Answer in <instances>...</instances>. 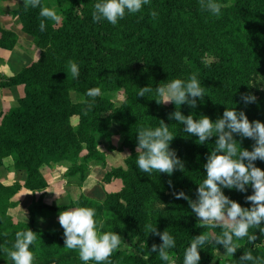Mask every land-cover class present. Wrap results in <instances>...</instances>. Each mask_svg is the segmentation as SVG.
Instances as JSON below:
<instances>
[{
    "label": "trees",
    "instance_id": "trees-1",
    "mask_svg": "<svg viewBox=\"0 0 264 264\" xmlns=\"http://www.w3.org/2000/svg\"><path fill=\"white\" fill-rule=\"evenodd\" d=\"M217 0L222 5L217 17L202 11L199 0H150L136 14L126 13L114 26L107 20L95 22L92 18L98 0H66L61 6V22L45 20L46 29L39 28L40 8L25 10L23 3L14 10L36 45L41 57L17 75L2 80L3 85L25 84L26 93L17 108L0 114V167L12 156L18 170L24 172V186L42 191L47 185L45 171L54 162L71 160L69 174L80 172L85 178L91 163L106 161V152L99 148L100 139L112 143V124L120 126L122 146L129 149L126 166L108 171L105 180L121 178L120 191L106 194L103 201L81 196L67 205H52L40 198L30 207L28 221L15 219L9 213L12 197L21 184L5 185L0 182V264H13L3 251L11 249L17 231L31 229L37 240L31 246L35 264H84L78 250L64 246V231L55 228L40 229L37 215L53 214L68 208L83 206L96 210L97 219H105L103 231L117 232L121 245L110 257L111 264H168L151 251L153 243H162L159 236L148 233L146 224L159 232H168L175 240L169 249L175 264H183L186 249L194 237L202 233L221 234L222 228L198 227L188 201L176 199L172 192L183 190L196 199L198 184L206 179L203 165L215 149L216 137L204 144L183 131L184 125L169 119L176 110L174 103L157 104L155 88L174 79L187 81L196 74L205 90L197 107L187 103L177 106L185 115L199 119L209 116L213 121L222 117L225 109L243 110L250 121L264 122V93L255 92V80L264 75V0ZM47 7L48 0H41ZM155 11L153 18L150 13ZM15 34L2 31L0 46L12 48ZM79 65V76L73 78L68 62ZM153 92L138 96L141 87ZM99 87L101 95L85 114L86 105L75 102L71 91L76 90L84 100L89 88ZM123 90L125 97L117 104L111 92ZM252 93L256 102L245 105L241 94ZM74 117L77 120H74ZM162 121L175 136L170 148L176 151L185 169L168 174L153 172L150 176L137 167L138 132L159 127ZM242 148L252 149L254 141L235 137ZM256 166L264 169V161ZM171 180L172 187H169ZM225 195L244 207H251L247 192L223 189ZM264 227V223L261 225ZM255 244L247 237L236 241L241 244L234 256L221 259L217 251L225 249L207 243L199 249V264H252L241 262L244 252L264 257V235L259 229ZM124 238L136 239L130 245L133 251L122 248ZM88 264H95L89 261Z\"/></svg>",
    "mask_w": 264,
    "mask_h": 264
},
{
    "label": "clouds",
    "instance_id": "clouds-1",
    "mask_svg": "<svg viewBox=\"0 0 264 264\" xmlns=\"http://www.w3.org/2000/svg\"><path fill=\"white\" fill-rule=\"evenodd\" d=\"M150 0H98L94 5L92 18L95 22L102 19L116 25L126 13L136 14L148 5ZM24 8H40L39 28L46 29L45 20L58 22L60 16L54 9L41 5V0H24ZM202 11L219 16L222 5L217 0H199ZM150 15L155 18L157 13ZM68 68L73 78L79 76V65L75 61L68 62ZM153 92L149 86L141 87L138 96H145ZM101 95L99 87L89 88L86 96L92 100H83L86 105L85 114L91 110L97 96ZM205 90L201 86L197 75L194 73L185 81L174 79L155 88L157 104L174 103L176 110L169 113V119H174L184 125L183 131L189 136L197 138V143L204 144L210 138L216 137L215 149L207 156L203 165L206 170V179L198 184L196 199H191L183 190H173L176 199L183 198L188 201L191 211L195 214L198 227L222 228L221 234L202 233L191 242L186 249L183 264H199L201 259L199 249L207 243H215L225 249L224 254L231 257L240 249L241 244L236 241L247 237L251 244L258 239L256 233L249 234L250 229H259L264 235V169L256 166V161H264V122L250 121L243 110L225 109L222 117L213 121L209 116L202 115L199 119L193 115L185 116L180 107L187 103L190 107H197V99L203 100ZM252 93L241 94V101L248 105L256 102ZM236 136L254 141L251 150L242 148L237 143ZM167 124L163 121L155 129L145 128L138 132L137 167L149 176L155 171L171 176L175 170L185 169L183 161L177 156L176 151L170 148L174 139ZM169 187L174 189L171 180ZM248 186L253 189L252 194L246 196V201L251 207H244L236 200L225 195L223 189H235L247 192ZM58 196V194H56ZM59 224L64 230V246L69 250H78L79 258L84 264L94 261L95 264H111L110 257L121 245V237L117 232L103 231L105 219H97V213L91 207H73L63 210L58 216ZM148 233L159 236L162 243H153L151 251L158 253L159 258L168 264H175L174 257L169 254V249L175 247L174 238L166 231L159 232L152 224H146ZM37 240L36 232L31 229L17 231L15 241L11 247L3 251L13 264H35L36 256L31 251V246ZM241 262L264 264V257H255L249 252L240 256Z\"/></svg>",
    "mask_w": 264,
    "mask_h": 264
},
{
    "label": "crops",
    "instance_id": "crops-1",
    "mask_svg": "<svg viewBox=\"0 0 264 264\" xmlns=\"http://www.w3.org/2000/svg\"><path fill=\"white\" fill-rule=\"evenodd\" d=\"M22 3L24 0H0V37L3 30L11 31L16 37L14 47L0 46V114L17 108L20 105V99L26 93L25 84L3 85L2 80L17 75L42 55V49L23 30L19 17L14 14L15 8ZM71 97L75 102L84 100V96L76 90L71 91ZM74 120L77 118L74 117ZM112 130L115 133L112 137L114 149H108V141L104 138L99 141V148L106 152L105 162L91 163L83 180L80 172L68 173L73 166L71 160L54 162L51 168L45 171L48 185L42 191H33L25 187L24 172L16 168L12 156L6 157L4 165L0 167V182L5 185L15 183L22 185L11 199L13 205L9 208L10 215L19 221L26 222L30 216V207L40 198L48 204L67 205L81 196L103 201L106 194L120 191L123 187L122 179L112 177L110 180H105V176L113 168L126 166L129 149L122 146L123 137L119 132L120 126L113 123ZM60 212L37 215V227L40 229L62 228L58 220Z\"/></svg>",
    "mask_w": 264,
    "mask_h": 264
},
{
    "label": "rangeland",
    "instance_id": "rangeland-1",
    "mask_svg": "<svg viewBox=\"0 0 264 264\" xmlns=\"http://www.w3.org/2000/svg\"><path fill=\"white\" fill-rule=\"evenodd\" d=\"M66 0H48V8L54 9L57 14L60 16V20L58 22H61L63 15L60 13V9L62 5H65ZM234 3V0H230L228 2V6L232 5ZM255 92L257 94H262L264 93V75H258L256 77L255 80ZM111 97L115 100V102L117 104H120L122 102V100L125 97V93L123 92V90L119 91V92H111L110 93ZM60 231H64L62 228H57ZM213 233V232H210ZM136 242V239H130V238H124L122 240V248L124 249H128L130 251H133V247L130 245V242ZM225 251H217V255L219 258L224 259L226 257H228L227 255L224 254Z\"/></svg>",
    "mask_w": 264,
    "mask_h": 264
}]
</instances>
